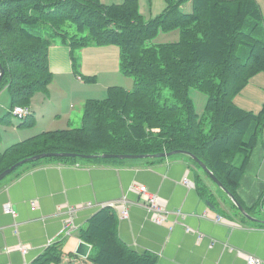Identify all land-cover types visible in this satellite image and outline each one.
Listing matches in <instances>:
<instances>
[{
  "label": "trees",
  "instance_id": "1",
  "mask_svg": "<svg viewBox=\"0 0 264 264\" xmlns=\"http://www.w3.org/2000/svg\"><path fill=\"white\" fill-rule=\"evenodd\" d=\"M165 1L162 12L145 18L138 0H0V89H7L12 109L28 107L36 92L47 89L52 81L48 53L56 41L69 46L73 66L75 49L115 45L120 72L134 78L130 90L110 86L104 98L87 100L79 127L42 132L11 145L0 153V172L39 153L155 154L181 149L203 162L249 213L237 187L263 133L264 104L253 112L233 98L264 72L260 6L256 0ZM187 1L189 12L181 8ZM160 31H177L179 37L149 43ZM191 88L208 94L202 115L189 97ZM194 188L200 193L207 189L197 173ZM78 234L92 245L86 257L91 264H157L154 255L137 253L118 238L110 207L93 214ZM62 244L63 239L50 244L30 264H61Z\"/></svg>",
  "mask_w": 264,
  "mask_h": 264
},
{
  "label": "crops",
  "instance_id": "2",
  "mask_svg": "<svg viewBox=\"0 0 264 264\" xmlns=\"http://www.w3.org/2000/svg\"><path fill=\"white\" fill-rule=\"evenodd\" d=\"M101 1L112 4L123 0ZM158 5L161 10L148 11L145 15L139 0L140 12L145 18L162 12L166 1ZM181 8L189 12L191 1L184 2ZM173 32L172 41H176L179 33ZM90 48L106 50L109 46ZM112 50L107 49L105 54H113ZM48 58L52 81L46 90L33 95L26 124L10 122L13 116L11 98L6 88L0 89V153L42 132L70 128L73 119L82 120L84 103L104 98L110 86L127 90L133 87L132 84L128 88L125 79H119L118 61L113 67L104 58L94 57L93 65L99 63L109 68L102 91L94 92L86 88L82 76L75 75L68 45L56 41L49 48ZM85 69L81 61L80 70L85 73ZM92 71L97 70L86 73ZM114 80L120 84H113L118 83ZM93 95L101 96L94 98ZM77 104L79 107L75 108ZM79 159H44L0 181V264H30L60 239H63L61 264H91L76 254L78 242L84 241L78 232L102 205L118 203L123 197L128 199V217L120 218L117 210L112 209L118 238L137 253L154 255L157 264H248L245 259L248 254L258 257L264 264V225L233 211L189 156ZM196 173L206 184L207 189L202 193L183 183L184 178L194 181ZM133 183L145 185L171 212L180 209L183 216L170 213L163 223H154L138 195L130 189ZM237 195L252 216L264 220V216L258 215L264 212V129L250 155ZM86 203L92 205L85 206ZM6 204L15 208L16 216L4 211ZM70 205L80 208L73 216L69 234H65L67 215L64 211ZM217 216H221L220 221L215 220ZM20 246L26 250L22 251ZM91 249L92 245L88 255Z\"/></svg>",
  "mask_w": 264,
  "mask_h": 264
},
{
  "label": "rangeland",
  "instance_id": "3",
  "mask_svg": "<svg viewBox=\"0 0 264 264\" xmlns=\"http://www.w3.org/2000/svg\"><path fill=\"white\" fill-rule=\"evenodd\" d=\"M159 2L162 5H164V0H140V3H142V5L144 6L145 15L148 11L155 12L157 10H161L162 7H160L161 9H159V5H158ZM256 2L259 4L262 15L264 17V0H256ZM173 35H175L174 32L164 33V32L160 31L158 33V35L149 43H159V42H163V40L172 41ZM107 46H109V48H107V49H113L112 50L113 54L106 55L105 53H106L107 49L101 50L103 48H90V46L89 47H83V48H77L74 51V59H75L74 60V73H75V75L82 76V79H83L82 81H83V83L86 84V86H87L86 88H89L90 90H94V92H98L100 89L102 91V85H104V83L107 81L105 79V75L108 74L107 71H109L108 70L109 68H106L108 65L107 66L104 65L103 67H101L99 63H97L98 65L97 64L93 65L94 57L99 56L101 59L104 58V60H107V62L109 64H112L113 67H115L116 61L119 62V49H118V47L115 45H107ZM107 46H105V47H107ZM95 47H101V46H95ZM82 51H84V52L82 53ZM81 61H83L84 65L86 67L85 73L80 70ZM118 67H119V63H118ZM87 70H97V71H92L91 73H86ZM87 77L94 78V81H92V82L91 81H85L84 78L86 79ZM118 77H119V79H125L127 84H129V85H127L128 88H131L132 84H134V78L132 76L129 77V76L122 75L120 70H118ZM114 82H118V83H113V84H120L119 83L120 81L114 80ZM96 94H98V93H96ZM164 94L171 99V95L169 93V90H165ZM101 95H102V93H101ZM101 95H93V96H95L94 98H98ZM102 96H105V95H102ZM189 97L191 98V101L193 103V106H194L196 113H198L199 115L204 114L208 94L206 92L199 90V89L191 88L189 90ZM233 101L236 105H238L241 108H244L246 110H250L253 112H258L264 104V72H260L257 75H255L254 77H252L250 79V81L248 82V84H246V86L242 89V91L234 96ZM75 106H76L75 108L79 107L78 104ZM27 117L29 118V115H27L24 119L18 118L17 116L13 115L10 119V122L17 123V122L26 120ZM80 124H81L80 120H78L76 122L73 119V123L71 124L70 128L79 127ZM1 146L3 147L4 145H1ZM48 158L49 157H44V158L37 159L36 161H40V160H44V159H48ZM79 160L82 161L83 159H79ZM237 163H239V157L237 159ZM212 187L215 189V191H217V193H220L221 195H223L225 197V199L231 205L229 198L226 196V194L221 189L214 186L213 184H212ZM256 208L259 209L258 206ZM236 212H238V211H236ZM260 214L262 216H264V212H262V213L258 212V215H260Z\"/></svg>",
  "mask_w": 264,
  "mask_h": 264
},
{
  "label": "built area",
  "instance_id": "4",
  "mask_svg": "<svg viewBox=\"0 0 264 264\" xmlns=\"http://www.w3.org/2000/svg\"><path fill=\"white\" fill-rule=\"evenodd\" d=\"M30 113V110L27 107L16 106L13 109V114L18 118H25ZM183 183L188 187H194V182L190 181L187 178L183 179ZM130 189L138 195L139 201L142 206L150 213L151 220L156 224L163 223L170 213H173L176 216H183L180 209L173 210L172 212L166 207L163 200L154 193H151L147 187L143 184L133 183L130 185ZM127 198L123 197L118 203L109 202L102 207H110L111 209H116L120 218H127L129 215V208ZM91 203H86L85 206H91ZM80 207L75 205H70L65 208L64 213H66L67 218L65 219V225L63 233L69 234V227L72 225L73 216L76 214ZM4 211L13 216H16V210L11 204H6L4 207ZM216 221L221 220V216H217ZM187 230H190L187 228ZM22 251H25L26 248L24 246L19 247ZM248 264H261V260L251 254L246 255L245 257Z\"/></svg>",
  "mask_w": 264,
  "mask_h": 264
},
{
  "label": "water",
  "instance_id": "5",
  "mask_svg": "<svg viewBox=\"0 0 264 264\" xmlns=\"http://www.w3.org/2000/svg\"><path fill=\"white\" fill-rule=\"evenodd\" d=\"M4 74V68L2 67L0 63V81ZM175 154H185L189 156L192 160H194L196 163H198L203 170H205L212 181L215 183V185L221 189L226 196L229 198V200L236 206L238 211L247 219H250L254 222H257L261 225H264V220L258 219L254 216H252L250 213L246 211V209L238 202L236 197L226 188L224 185L218 180V178L214 175L212 171H210L207 166L201 162L195 155L192 153L176 149L168 152H161V153H155V154H101V155H78L76 153H69V152H61V153H39L35 155H31L28 157H25L16 163L12 164L11 166L5 168L3 171L0 172V181L4 179L8 174H10L15 168L18 166L27 163L36 161L37 159L44 158V157H51V156H62V157H80V158H95V157H101V158H118V159H137V158H157V157H169ZM208 205H210V202H207ZM90 249V245L84 241H79L76 248V254L80 255L81 257L86 258L88 256V252Z\"/></svg>",
  "mask_w": 264,
  "mask_h": 264
}]
</instances>
